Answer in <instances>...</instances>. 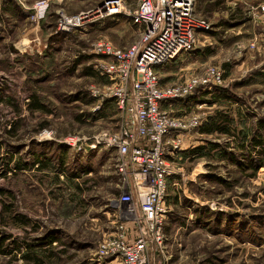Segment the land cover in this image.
<instances>
[{
	"label": "rangeland",
	"instance_id": "1",
	"mask_svg": "<svg viewBox=\"0 0 264 264\" xmlns=\"http://www.w3.org/2000/svg\"><path fill=\"white\" fill-rule=\"evenodd\" d=\"M7 1L0 0L1 9ZM10 1L11 13L0 21V264H35L24 257L32 249L46 250L43 264H95V248L115 229L113 210L127 185L115 171V150L85 148V139L115 130L123 118L109 100L93 111L91 89L104 81L93 69L91 47L101 37L131 45L138 28L118 14L82 32L60 31V13L105 0H49L42 33L27 38L25 29L39 25L28 18L36 0ZM123 1L127 10L137 6ZM193 1L209 24L197 43L204 52L183 53L161 71V81H176L195 65V72L220 66L225 82L199 98L209 105L212 95L222 96L212 107L191 108L204 116L225 111L230 132L194 131L191 149L210 140L220 150L181 153L182 171L167 186L165 264H264V136L252 150L248 142L240 146V132L248 141L264 120V53L249 48L264 38V0ZM34 93L43 110L29 108ZM76 136L74 145L65 141Z\"/></svg>",
	"mask_w": 264,
	"mask_h": 264
},
{
	"label": "built area",
	"instance_id": "2",
	"mask_svg": "<svg viewBox=\"0 0 264 264\" xmlns=\"http://www.w3.org/2000/svg\"><path fill=\"white\" fill-rule=\"evenodd\" d=\"M48 8L49 0H36L30 7L29 20H45ZM118 14L131 19L139 38L125 47L105 37L92 43V66L105 82L92 88L91 95L98 101L93 111L109 100L123 118L115 130L95 133L90 141L85 139V148L115 150L119 155L115 171L127 189L117 198L113 210L116 227L102 236L92 263L165 264L168 180L181 173L178 163L187 145L185 139L206 117L190 108L177 113L171 106L175 101L189 102L199 90L221 87L224 69L208 65L176 82L161 81L163 68L193 50L200 34L209 27L195 14L193 0H137L133 10H127L123 0H105L74 15L60 13L57 29L82 32L98 19ZM249 48H260L264 53V38L250 42ZM77 137L65 141L74 145Z\"/></svg>",
	"mask_w": 264,
	"mask_h": 264
},
{
	"label": "trees",
	"instance_id": "3",
	"mask_svg": "<svg viewBox=\"0 0 264 264\" xmlns=\"http://www.w3.org/2000/svg\"><path fill=\"white\" fill-rule=\"evenodd\" d=\"M100 78L102 79V81L105 82V79L103 77L100 76ZM215 88H217V87H215ZM218 88H220V87H218ZM219 90L221 91V94H224V92H225L224 89L221 88ZM221 96L222 95H212L213 98L211 100H207V102L211 103V102L217 100L218 98H220ZM30 99H31L30 106H29L30 109H32V110H43L45 108L35 93L31 95ZM228 122H230V119H228V114L225 113V111H217L215 114L209 115L208 117H205V120L201 123V125L197 128V130L200 133H204V134H213V133H217V132L226 134V133L230 132L229 126L227 125V124H229ZM262 130H264V120H259L256 124L254 132L252 133L255 135H253L248 141H246V135L244 133L240 132V134H241L240 141H242V143H240L241 148H244V147H247L250 145L249 150H252L256 146L261 145L263 143L262 139L264 136V134H261L263 132ZM246 142H248L249 145H245ZM206 143H207L206 146L200 145V146H196V147L192 148L189 153L198 152L201 149H207L209 151H213V150L219 151L220 150L219 149L220 145L218 143H216L214 141H210V140H207ZM260 166H261L260 164L255 163L253 168L256 169ZM45 252H46V250H40L39 252H37V251L32 249V251L30 253H28L30 255L25 254L24 257H26L28 259H32V260L35 259V262H36L35 264H43L44 263L43 257L46 256Z\"/></svg>",
	"mask_w": 264,
	"mask_h": 264
},
{
	"label": "crops",
	"instance_id": "4",
	"mask_svg": "<svg viewBox=\"0 0 264 264\" xmlns=\"http://www.w3.org/2000/svg\"><path fill=\"white\" fill-rule=\"evenodd\" d=\"M13 1H10V0H8L7 2H5V5H3L2 7V9L0 8V21H1V18L2 17H8L7 16V12H9L10 11V13H11V5H10V3H12ZM9 5V6H8ZM6 6H8V7H6ZM21 10H23V12H24V14L23 15H27L28 13H27V11H25L24 9H22L21 8ZM3 12H4V14H3ZM10 18V17H9ZM47 18V17H46ZM26 19V18H25ZM46 20V19H45ZM45 20H43V21H45ZM6 21L7 20H5L4 21V26L5 25H10V24H7L6 23ZM43 21H41V22H39V23H41V25L43 26ZM38 23V24H39ZM37 24V23H36ZM3 26V27H4ZM35 28L34 29H32V31H30V30H26L25 29V32H24V34L23 35H25L27 38L28 37H34V36H32V35H30V33H34V34H38V31L40 32V33H42V29H41V26H40V24L39 25H36V26H34ZM4 30H6V29H4ZM3 30H0V35H3L4 33L2 32ZM1 32L3 33V34H1ZM1 37V36H0ZM6 43V42H5ZM37 46H38V44H37ZM197 46L198 45H195V47H194V49L193 50H191L190 52H187L188 53V55L192 52V53H195V57L196 56H199L200 57V55H202L203 54V52H204V49H202V48H198L197 49ZM198 47H200V46H198ZM184 55V54H183ZM187 55V54H186ZM180 56H182V55H180ZM180 56H178L177 58H179ZM177 58H175V59H173L169 64H167L164 68H166L167 66L168 67H170L172 64V62H174ZM195 65V63H193L192 64V66H194ZM163 68V69H164ZM195 69H197V66L195 65L194 67H190L189 69H187V71H186V73L184 74V75H187L188 73H190V72H195ZM5 76H8V74H5ZM183 77V75L181 74V76L178 78V79H176V81H178L179 79H181ZM176 81H173V82H176ZM163 83H172V82H169V81H163ZM205 90H199V91H197L196 92V94H195V97L196 96H198L197 98H196V101L194 100V98H192L191 97V99H189V102H188V99L186 100V101H175L174 103H173V105L172 106H176L175 107V109H171V110H174V111H176L177 113H180V112H186V111H188L189 110V108L190 109H192L191 107L193 106V105H196V106H199V107H203V108H207V106H209V107H212V105H213V103H215V101H213V103L212 104H209V105H207L206 104V102L204 101V99L202 98V99H200L199 97H200V95H202L203 93H206V92H204ZM208 92V91H207ZM209 93V92H208ZM194 101H195V103H194ZM190 102H192L191 104H190ZM109 103H112L111 101H109ZM113 104V103H112ZM171 106V107H172ZM178 106H180V107H178ZM163 108H167V106L166 105H163ZM173 108V107H172ZM181 108V109H180ZM178 111H180V112H178ZM207 114H209V112L207 113ZM209 115H207L206 117H208ZM197 131V130H196ZM195 131V132H196ZM194 132L191 134V135H189L186 139H185V144H187L186 145V148H185V150L184 151H186V153L188 154L189 152H190V150H189V148L191 149V147L194 145V144H192V142H191V140L194 138ZM188 157H189V155H188Z\"/></svg>",
	"mask_w": 264,
	"mask_h": 264
}]
</instances>
